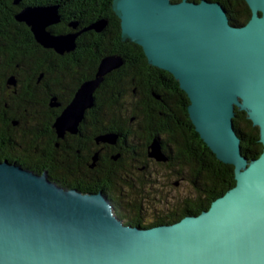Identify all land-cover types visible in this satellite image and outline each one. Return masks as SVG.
Wrapping results in <instances>:
<instances>
[{
    "label": "water",
    "instance_id": "obj_1",
    "mask_svg": "<svg viewBox=\"0 0 264 264\" xmlns=\"http://www.w3.org/2000/svg\"><path fill=\"white\" fill-rule=\"evenodd\" d=\"M251 16L233 24L212 0H112L121 40L138 44L150 65L169 72L188 99L189 118L203 142L232 165L235 185L198 214L154 226L124 224L102 193L66 188L7 159L0 160V264H264V0H245ZM35 40L58 54L75 48L80 32L51 34L56 7L15 15ZM101 19L88 28L100 32ZM103 56L53 126L59 137L76 133L94 92L119 68ZM13 81V78H10ZM235 107L258 127L261 153L241 152ZM107 133L98 141L114 143ZM149 156L167 160L154 139Z\"/></svg>",
    "mask_w": 264,
    "mask_h": 264
},
{
    "label": "trees",
    "instance_id": "obj_2",
    "mask_svg": "<svg viewBox=\"0 0 264 264\" xmlns=\"http://www.w3.org/2000/svg\"><path fill=\"white\" fill-rule=\"evenodd\" d=\"M53 1L62 4L66 24L75 23L76 31L80 33L75 40L76 49L73 54H48L46 51L49 50L42 48L41 60H50L52 63L49 64H56L64 73L67 70L68 75L75 71V75L73 72L66 79L71 84L70 89L74 90L80 82L92 78L100 59L105 55H119L123 64L109 72L95 90L94 107L86 111L80 126V133L85 136L84 141L68 136L69 139H59L51 128L53 119L47 117L41 119L43 132L34 146H19L15 140L0 133V143L6 144L5 147H0V156L17 159L18 162L21 160V163L38 171L47 170L52 177L59 178L63 183L87 190L90 187L87 181L98 178L99 174H86L94 152L95 137L114 133L119 136L120 145L125 147L130 145L134 134H137L144 148L154 139L167 147L171 157L168 169L175 171V177L184 178L191 186L192 195L185 198V212L198 214L233 187L234 167L219 161L196 132L187 111L189 99L175 78L169 72L150 65L138 44L121 40L120 20L112 10V0ZM212 1L224 6L233 24L245 23L251 16L245 0ZM14 13L11 11L10 26L20 33V38L14 39L24 37V42L35 43L32 35L19 26L13 17ZM101 19L106 20L102 31L96 32L88 28ZM33 59L31 56L10 57L14 64L30 63ZM13 73H16L14 67L9 75ZM39 75L40 71L31 70L32 79H38ZM45 79L46 76L42 78ZM234 112L232 121L241 140V152L248 159H254L262 150V144L258 141V127L252 124L244 111L235 107ZM9 140L11 145H16L15 148L7 145ZM56 141L59 146H55ZM61 154L65 155L60 156ZM116 207L119 210L117 213L122 216L120 210H125V207L118 203ZM142 212L135 210L126 216L134 224L145 225L143 223L147 213ZM150 214L154 216L156 213L150 211ZM179 216L171 213L160 219L158 217L160 221L152 224L164 223L165 220L166 223L176 221Z\"/></svg>",
    "mask_w": 264,
    "mask_h": 264
},
{
    "label": "flooded vegetation",
    "instance_id": "obj_3",
    "mask_svg": "<svg viewBox=\"0 0 264 264\" xmlns=\"http://www.w3.org/2000/svg\"><path fill=\"white\" fill-rule=\"evenodd\" d=\"M37 6L56 7L60 20L47 26L46 29L51 34L60 35L79 32L76 31L75 23L66 24V19L61 10L62 4L55 3L53 0H0V133L6 135L9 139L15 140L19 146H34L36 145V139L43 132L41 119L49 117L53 119L51 128L54 129V133L59 139L78 137L84 141L85 136L80 133V126L86 111L93 108L94 104L91 108L85 110L76 133L66 131L62 137H59L53 126L56 118L71 101L83 81L74 90L70 89L71 84L66 79L73 75V72L75 75V71H71L68 75L67 70L64 73L56 64H49V62L52 63L50 60L42 61V48L48 49L49 52L46 51L48 54L57 52L39 44L35 40L30 27L24 21H18L15 17L23 9ZM11 11L15 12L13 17L18 21L19 26L26 29L27 34L32 35L36 44L24 42V37L19 40L14 39L20 38V33L10 26ZM75 49L76 46L69 52L73 54ZM69 52L59 55L68 54ZM11 56L20 58L31 56L34 59L30 63L14 64L10 60ZM12 67H14L16 73L9 75ZM32 69L33 72L40 71L38 79L31 78ZM45 76L46 79L42 80ZM11 77L13 78L12 82L10 81ZM60 77L62 79H59ZM98 136L94 139V152L90 158L91 161L88 163L86 174L95 175L97 172L99 174L98 178H91L87 181L90 186L87 190H82L73 186V184L63 183L59 178L52 177L47 170H35L31 166L21 163V160L18 162L17 159L11 160L6 156H0V160L7 159L36 172H46L49 179L66 188H75L85 193H102L111 203L114 214L127 225L154 226L169 224L175 221L166 223L165 220L164 223L160 224L152 223L159 222L158 217L160 219L161 216L170 215L171 213L180 215L179 219L185 214L186 196L181 195L180 192L170 195L171 189L175 190L185 180L182 177H175V171L168 169L171 157L167 147L162 142H159L161 150L168 159L157 161L149 156V145L144 148L139 142L141 139L137 134H134L130 145L125 147L120 145L119 136L114 143L98 141ZM11 144L12 142L9 140L7 145L13 148L16 147V145ZM5 145V143H0V147H5ZM55 146H59L58 141H56ZM63 155L65 154L60 156ZM173 178L175 180H172ZM117 203L125 207V210H123L124 208L120 210L124 218L117 213L119 211L116 207ZM135 210L147 213L144 219L145 223H143L145 225L134 224L132 220L127 218V213H134ZM150 211L156 213V215L153 216Z\"/></svg>",
    "mask_w": 264,
    "mask_h": 264
},
{
    "label": "rangeland",
    "instance_id": "obj_4",
    "mask_svg": "<svg viewBox=\"0 0 264 264\" xmlns=\"http://www.w3.org/2000/svg\"><path fill=\"white\" fill-rule=\"evenodd\" d=\"M172 180H175V178H173ZM161 181H163V180L161 179ZM181 181H183V180H181ZM179 192L181 193V195H185L186 197L190 196V195H192L191 194V186L186 181H183L181 184H179L178 187H176L175 190L171 189L170 195L172 193L178 194Z\"/></svg>",
    "mask_w": 264,
    "mask_h": 264
},
{
    "label": "bare ground",
    "instance_id": "obj_5",
    "mask_svg": "<svg viewBox=\"0 0 264 264\" xmlns=\"http://www.w3.org/2000/svg\"><path fill=\"white\" fill-rule=\"evenodd\" d=\"M146 96V95H145ZM142 155V154H141ZM148 181V180H147ZM156 215V214H155ZM166 217V216H165Z\"/></svg>",
    "mask_w": 264,
    "mask_h": 264
}]
</instances>
